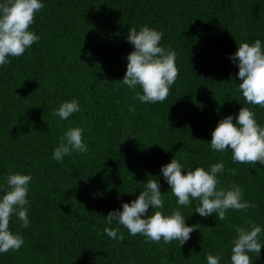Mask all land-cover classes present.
Listing matches in <instances>:
<instances>
[{
  "label": "trees",
  "instance_id": "obj_1",
  "mask_svg": "<svg viewBox=\"0 0 264 264\" xmlns=\"http://www.w3.org/2000/svg\"><path fill=\"white\" fill-rule=\"evenodd\" d=\"M41 2L30 27L40 40L0 65V196L10 173L32 176L29 225L21 227L15 214L9 225L24 244L0 253V264H207L209 253L230 264L232 226L246 219L261 226L264 244V165L240 164L231 149L210 147L218 122L231 114L235 123L242 106L264 126V108L246 104L238 60L230 59L240 42L264 45V0ZM144 25L163 33L160 45L175 51L179 69L168 97L155 104L141 103L122 83L134 50L129 29ZM74 98L78 112L67 120L53 114ZM70 127L84 128L89 151L57 162L54 149ZM173 158L185 172L223 161L218 187L241 186L254 207L229 210L219 221L195 212L199 201L178 205L161 172ZM150 179L160 184L164 214L179 208L187 225L199 224L185 244L146 242L116 221L107 224L108 212L122 211ZM108 226L119 227L123 240L108 237ZM250 255L252 264H264V245L259 258Z\"/></svg>",
  "mask_w": 264,
  "mask_h": 264
},
{
  "label": "clouds",
  "instance_id": "obj_2",
  "mask_svg": "<svg viewBox=\"0 0 264 264\" xmlns=\"http://www.w3.org/2000/svg\"><path fill=\"white\" fill-rule=\"evenodd\" d=\"M44 6L41 0L0 2V65L10 63L8 57L22 56L27 48L40 40L30 27ZM162 37L161 31L147 25L141 26L139 31L135 26L129 29L127 39L134 45V50L127 57L122 83L135 93L141 103L163 102L179 75L176 53L171 47L166 49L160 45ZM230 59L234 63L238 60V90L246 104L264 108V45L261 40L240 42ZM137 86L142 88V94L136 92ZM79 110L80 104L74 98L62 102L53 114L67 120ZM83 134V127L68 128L54 149L53 159L61 162L73 152L87 154L89 149ZM210 147L218 153L231 149L234 162L264 165V126L257 123L253 108L242 106L235 123L231 114L222 118L211 133ZM184 169L176 158L161 168L178 205L188 207L194 200L199 201L195 212L202 217L215 214L219 221L228 219L229 210L246 212L254 207L243 198L241 186L232 183L228 187H218L217 174L224 171L223 161L211 164L210 170L200 166L188 167L186 172ZM230 171L236 175V169ZM31 180L30 174L10 173L7 176V188L0 196V253L18 251L24 244L23 236L13 233L9 225L13 214L21 222V227L29 225L27 196ZM149 206L153 209L150 215L147 214ZM163 208L160 184L157 179H150L137 198L131 203H123L122 211H109L105 219L108 225L118 222L133 236H144L146 242L163 240L165 244L172 241H177L179 246L185 244L199 224L187 225L179 208L172 209L170 214H164ZM232 227L235 236L231 242L230 264H252L250 254L254 253L259 258L264 245L260 241L261 226L252 219H246L242 225ZM104 233L112 239L124 238L119 227H105ZM206 259L207 264H220L221 255L209 253Z\"/></svg>",
  "mask_w": 264,
  "mask_h": 264
}]
</instances>
